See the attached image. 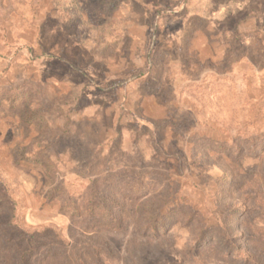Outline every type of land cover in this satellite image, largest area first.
<instances>
[{
  "label": "rangeland",
  "instance_id": "1",
  "mask_svg": "<svg viewBox=\"0 0 264 264\" xmlns=\"http://www.w3.org/2000/svg\"><path fill=\"white\" fill-rule=\"evenodd\" d=\"M0 178L57 234L27 264H264V0H0ZM89 182L124 185L120 232L63 206Z\"/></svg>",
  "mask_w": 264,
  "mask_h": 264
},
{
  "label": "trees",
  "instance_id": "2",
  "mask_svg": "<svg viewBox=\"0 0 264 264\" xmlns=\"http://www.w3.org/2000/svg\"><path fill=\"white\" fill-rule=\"evenodd\" d=\"M31 160L36 163L43 161V159L38 157H34V159ZM89 183L91 186L85 197L71 202L70 205H66L67 202H64L63 206H69L68 208H73L76 212L83 213L97 226L114 232L123 230L124 224L129 218L127 207L130 205H127L126 202L122 205L119 203L121 199L125 198L124 201L127 199V196L121 193V191L125 189L124 185L128 187L132 186L138 193L141 192L144 196H148L155 186L153 179L148 178L143 181L130 180L129 183L118 181L117 183L124 184L121 185L122 187H120L121 189H118V191L114 189L112 191L110 190L111 187H114L113 184L109 185L103 183L98 185V182ZM103 187L107 189V192L104 194L101 191ZM10 189L9 186L5 185L4 179L0 178V209H2L1 216H3L0 219V225L8 228V238L3 243L2 249L5 252L12 251L13 249L11 247L13 246L11 245L14 239H16V243L19 245V247L16 248V253H20L21 255L18 257L17 264H27L30 261L29 255L37 242L48 238H57V234L54 232L53 227H48L41 231H28L24 227L25 224L22 221L18 203L14 199V191ZM142 199V196L133 199L132 218L140 213L141 229L146 233L151 232L157 235V229L166 226L167 223L163 220L164 216L161 214L160 210L156 209V205L153 203L154 198L153 200L151 199L141 203ZM172 212L175 213L174 211Z\"/></svg>",
  "mask_w": 264,
  "mask_h": 264
}]
</instances>
